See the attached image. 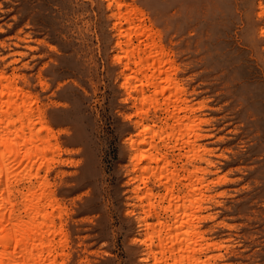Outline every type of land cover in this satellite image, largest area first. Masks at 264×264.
Listing matches in <instances>:
<instances>
[{
	"label": "rangeland",
	"instance_id": "1",
	"mask_svg": "<svg viewBox=\"0 0 264 264\" xmlns=\"http://www.w3.org/2000/svg\"><path fill=\"white\" fill-rule=\"evenodd\" d=\"M115 1L0 0V71L36 99L59 144L46 171L59 203L56 221L65 234L58 259L61 264L153 263L141 239L150 235L152 248L158 249V221L169 219L159 211L170 197L165 186L175 178L186 182L202 176L222 180L206 189L195 183L188 192L174 181L172 188L174 194L181 187L185 213L193 212L195 219L207 215L195 223L215 245L195 252L196 264H264V0H119V9ZM131 6L137 7L133 22L143 17L142 24L149 26L151 35L143 41L153 36L157 50L164 48L163 68L182 85L185 103L193 105L187 116L202 120L194 127L202 134L197 140L198 151L206 150L202 159L187 157L191 150L184 140L178 142L187 132L174 142L176 132L167 127L171 120H163L168 116L164 104L154 111L151 101L140 103L134 90L121 85L122 65L113 58L118 49L113 14ZM149 89L144 93L153 96ZM139 115L153 130L138 138L145 143L152 135L169 163L161 159L156 168L151 161L140 169L147 164L141 160L140 168H132L126 138L136 133ZM170 131L173 135L164 136ZM192 167L205 171L194 173ZM152 172L167 175L166 184ZM144 211H149L147 225L139 221Z\"/></svg>",
	"mask_w": 264,
	"mask_h": 264
},
{
	"label": "bare ground",
	"instance_id": "2",
	"mask_svg": "<svg viewBox=\"0 0 264 264\" xmlns=\"http://www.w3.org/2000/svg\"><path fill=\"white\" fill-rule=\"evenodd\" d=\"M118 2L119 0L115 1L117 9H119L120 3H122ZM129 8L125 12H120V10L117 13L113 12L116 21H113L112 26L117 29L118 37L115 43V46L118 48L117 54H113V58L121 62L122 65L121 73L123 80L121 81V85L127 92L134 90L132 96L134 99L140 97V103L146 98L149 100L148 102L151 101L154 111L160 104H164L163 107L161 106V109L168 116H163V120L166 121L168 117L172 121V124L170 121V125L167 127H170L172 130L174 129V132L177 134H175L177 137L173 136L175 138L174 142L177 143V138L183 137V134L187 132V136L185 135L187 139L180 138L178 142L184 140L185 142L183 141L182 144H187L191 150L190 156L186 155L187 157L190 159H202L206 150L203 147L199 151L197 149L200 147L197 140L202 134L196 133V128H194L202 120L187 116V113L194 110L193 105L185 103L184 97L181 96V94L183 95L182 85L178 86L176 78H170V75L168 76L165 70L167 68H163L164 63L167 62L166 59L162 58L164 54V50L162 51L163 47L157 50V42L153 41L155 40V38L152 39L153 36H148L151 37L149 41H143L141 37L146 36L147 38L150 31L149 26L147 27L146 24H142L141 20L143 17L134 23L131 14L136 12L137 7L131 6L132 9L130 10ZM121 18L127 23L126 27H124L125 25H121ZM124 33L125 35H123ZM132 33H134V38L137 39L136 44H132ZM121 36L126 39L121 40ZM141 41L144 43L142 48L139 47ZM129 62L133 64V68L131 66L132 69L128 72ZM165 66L169 68L168 65ZM137 72L141 73V76L135 78L134 81H130L129 78H134ZM149 86H151L153 96L149 95V92L148 94H146L147 92L144 93V87L148 89ZM158 93L162 96L160 103L156 102ZM36 102V99L28 91L23 90L21 86L16 84L13 76L10 79L0 71V264H61L58 256L65 241V234L62 230L61 222L58 221L57 223L56 221L60 217L59 203L54 197L53 190L46 179V171L49 167L48 158L51 157L49 155L53 150H59V144L55 139V133L51 124L43 113V109ZM145 105L146 107L149 106ZM169 105L171 108H168ZM139 110L141 109L139 108ZM146 110L147 108L144 111L141 110L144 116L147 112ZM141 112H136V115ZM144 116L139 115L138 119H135L134 125L138 129L135 134H130L126 138L133 152L131 159L134 170L142 166L139 167L141 160H146L147 164L145 163L146 165L140 169L147 166L150 167L149 163L151 161L155 162V167L161 159L165 160L164 164L170 162L166 160L165 155L158 151L159 148L154 143L155 141L151 140L152 135L148 136L150 137L149 139L147 137V140H150L149 143H147V140L145 143L143 140L140 141L144 138L141 137L143 133L153 130L152 126L144 125ZM155 123L157 122H154L153 126ZM164 129L162 130L164 131ZM162 130L161 132H163ZM166 134L173 135L172 131L166 132L164 136ZM163 137L161 138L162 140ZM51 138L54 141H51ZM175 143L172 145V148ZM164 146L166 147V145ZM205 160L208 162L207 158ZM40 169H42V173H40ZM167 170L165 171L167 172ZM197 170L202 175L205 168L194 167L192 169L194 173ZM171 171L168 170L169 173H167L173 177L174 172ZM159 174H154V177L158 179L159 183L166 184L165 178H167V175L161 176ZM194 177L193 179H188L186 182H180V179L175 178L170 183V186H165L170 197L165 207L161 206L159 211L165 213V216L169 219L164 222L158 221L159 228L156 230L157 242L155 246L158 249L154 250L152 248L150 235L141 239L148 253H152L153 255V263L151 264H168L166 262L169 259L168 256L172 259L171 264H183L185 260L187 261L186 264H196L199 261H197V257H192V255L195 252L206 250L209 245H215L213 242L206 241L203 231L199 230L198 225L195 223L207 215L197 216L195 219L192 218L193 212L191 214L185 213V201L181 200L179 202L184 196V194L179 195V188L181 187L177 184L176 193L174 194L172 188L174 187V181H176V183H181L180 185L187 192L193 190L195 183L200 184L199 189H206L209 184L219 182L222 179L209 181L203 179L202 176ZM141 178L142 176L139 177V179ZM142 179L140 182H142ZM145 184L144 182L143 185ZM135 185L133 191L137 192L139 185ZM147 192L151 194L149 188ZM204 196L208 195L205 194ZM204 196L202 194V197ZM160 197L162 198L163 195ZM153 212L156 215L159 213L157 210H153ZM148 214L149 211H144L143 215L139 217V221L144 222V225H147L145 218ZM163 228L166 231L163 236H159V231ZM56 236L57 238H55ZM156 252L160 253V257L155 256ZM166 252H168V256L165 255Z\"/></svg>",
	"mask_w": 264,
	"mask_h": 264
}]
</instances>
